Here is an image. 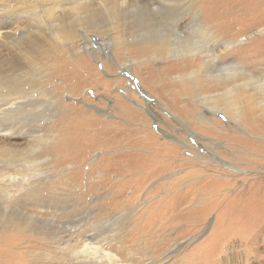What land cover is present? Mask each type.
<instances>
[{
  "label": "rangeland",
  "instance_id": "1",
  "mask_svg": "<svg viewBox=\"0 0 264 264\" xmlns=\"http://www.w3.org/2000/svg\"><path fill=\"white\" fill-rule=\"evenodd\" d=\"M253 3L205 6L207 15L231 27L227 36L244 40L232 56L251 65L256 56L264 59V33L257 34L264 6L256 16L242 9ZM185 14L178 26L191 21ZM53 24L47 30L0 23L10 43L0 49V67L26 79L34 65L44 69L33 90L12 94L11 105L0 107V156L18 158L40 141L37 158L25 166L46 173L30 186V198L22 193L10 200L19 216L0 223V264L79 263L84 256L67 248H78L79 235L88 231L122 264H212L232 242L227 264H264V245H257L250 222L242 224L250 226L245 235L227 232L244 202L264 195V115L245 127L206 115L196 100L211 92L210 84L198 62L151 52L136 33L124 49L108 48L124 23L96 30L87 23ZM13 29L21 31L7 33ZM194 70L202 84L176 79ZM200 115L213 119L205 123ZM21 221L26 225L14 224ZM39 228L47 230L36 234Z\"/></svg>",
  "mask_w": 264,
  "mask_h": 264
},
{
  "label": "bare ground",
  "instance_id": "2",
  "mask_svg": "<svg viewBox=\"0 0 264 264\" xmlns=\"http://www.w3.org/2000/svg\"><path fill=\"white\" fill-rule=\"evenodd\" d=\"M252 1L254 3L250 8L243 7L242 9L249 10L248 14L256 16L257 9L264 6V0ZM206 4H214V0H0V23H5V25L38 23L47 30L56 26L53 23H87L94 30L102 27L103 23H124L122 30H120V36L112 38V42L108 43V48L114 46L118 49H124L128 43V35L136 33L133 36L139 35V41L144 46H149L151 52L154 51L157 54L164 52L173 59L181 58L182 61L190 62V64L198 62V69L203 72L200 77L206 79L210 84L209 90L211 92L208 95L198 96L196 100L203 110L207 111L206 115L209 114L214 117L219 115L230 123L236 124V126L240 123L244 127L249 123L257 124L264 119V116L262 119L256 117V115H264V59H261L260 56H253L254 60L251 61V65L244 59L232 56L234 53L232 51L244 40L237 41L227 36V29L231 27L217 23L218 17L215 14L208 12L209 15H207ZM37 8L38 12H34ZM186 12L190 13L191 19L189 20L191 21L178 26V22ZM125 23L127 24L125 25ZM165 27H167L166 31H161ZM20 31V29H13L7 33L16 35ZM263 33L264 28L257 31V34ZM249 37H252V34ZM4 38L0 33V49L8 47L10 44ZM42 71H44L42 66L34 65L29 79H26L21 75L22 72L17 71L14 74L8 69L0 67V99L3 100L0 107L8 105L7 98L9 96L15 98L12 94L20 97L29 91L28 88L33 90L39 81L37 77L41 76ZM201 78H199L197 70H194L185 77L176 79H179L181 83L186 82L196 86V83H201ZM12 112L14 111L10 110L4 114L10 115ZM206 115H200L198 118L205 123L213 119ZM39 144L40 141L32 142L27 150L18 154L20 156L18 158L16 156H0V189L2 188L5 193V198L0 203V223L5 216H8L11 219L9 223L13 224L14 218L18 217L19 214L16 209H12L9 205L10 200L15 198L17 194L22 195V193H26L27 198H30L31 195L29 196V194L33 193V186L31 188L30 186L33 182L37 184L40 181L42 178L40 172L46 174L45 170L42 171L40 168L31 170L25 166L30 160L37 158V150L41 149ZM43 191L44 194L47 193L45 189ZM244 203L246 209L241 210V207L240 214L236 216L235 221L227 226V232L229 235H245L250 232L248 229L250 226L246 228V225L242 226V224L244 221L247 225L250 222L255 227V233H257L254 237L255 241H258L257 245L261 247L264 245V195L257 200L248 199ZM242 206L244 207V204ZM22 218L21 220H23ZM18 223L26 225L24 221L14 224ZM42 229L47 230L46 228H39L36 229L38 232L35 233L40 234ZM99 236L93 231H88L84 235H79L80 245L78 248L72 246L67 248L71 255L76 252V255L84 256V261L73 263L70 260L69 262H58V264H122L110 254H104L105 243L103 244V240ZM52 239L54 240V237ZM57 243L59 247L63 244H60L59 241ZM233 245H235L234 242L222 249L223 257L220 251L217 253L215 250V253L220 254L221 257L219 261L212 264H227L232 254L231 251L235 248ZM241 245L250 246L249 242L241 243ZM64 248L66 249V247Z\"/></svg>",
  "mask_w": 264,
  "mask_h": 264
}]
</instances>
